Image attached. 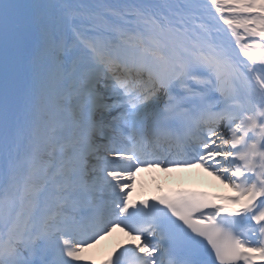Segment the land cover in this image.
Masks as SVG:
<instances>
[{"label":"snow or ice","instance_id":"1","mask_svg":"<svg viewBox=\"0 0 264 264\" xmlns=\"http://www.w3.org/2000/svg\"><path fill=\"white\" fill-rule=\"evenodd\" d=\"M158 167L233 194L134 203ZM116 229L102 264H264V0H0V264Z\"/></svg>","mask_w":264,"mask_h":264},{"label":"bare ground","instance_id":"2","mask_svg":"<svg viewBox=\"0 0 264 264\" xmlns=\"http://www.w3.org/2000/svg\"><path fill=\"white\" fill-rule=\"evenodd\" d=\"M163 173L162 178L156 177L157 172L152 170H146L144 175L142 172H139L134 181V186L131 189L132 199L146 192L150 193L155 190L157 182L173 180L175 182H186L191 183L195 186H201L206 188L216 195H232V191L225 184H222L214 176H212L208 171H205L204 168L194 167V168H173L169 169L166 172L163 168L160 169ZM140 178L144 182H140ZM130 237L122 230L116 229L112 232L110 236L105 237L100 240L93 247L86 249L84 256L85 261L81 264H92L95 261V264H102L103 258L106 253L110 252L113 248H117L121 244H125Z\"/></svg>","mask_w":264,"mask_h":264}]
</instances>
